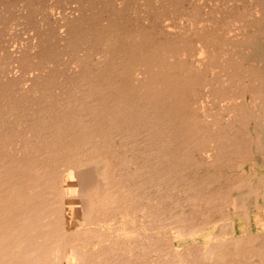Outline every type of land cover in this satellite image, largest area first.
Instances as JSON below:
<instances>
[{
    "label": "bare ground",
    "instance_id": "6f19581e",
    "mask_svg": "<svg viewBox=\"0 0 264 264\" xmlns=\"http://www.w3.org/2000/svg\"><path fill=\"white\" fill-rule=\"evenodd\" d=\"M204 1L0 0V264H264V0Z\"/></svg>",
    "mask_w": 264,
    "mask_h": 264
},
{
    "label": "rangeland",
    "instance_id": "374dc122",
    "mask_svg": "<svg viewBox=\"0 0 264 264\" xmlns=\"http://www.w3.org/2000/svg\"><path fill=\"white\" fill-rule=\"evenodd\" d=\"M214 1H215V4H214ZM216 2H217V0H205V1H204V7H203V8H204L205 10H210V9H212V8H215ZM212 4H213L214 6H213ZM175 33H178V31H174V34H175Z\"/></svg>",
    "mask_w": 264,
    "mask_h": 264
}]
</instances>
